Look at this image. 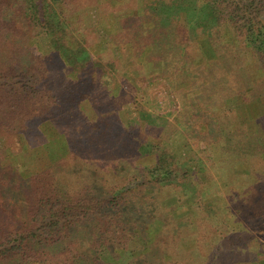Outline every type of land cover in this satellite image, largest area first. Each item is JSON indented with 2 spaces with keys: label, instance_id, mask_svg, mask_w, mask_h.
<instances>
[{
  "label": "trees",
  "instance_id": "1",
  "mask_svg": "<svg viewBox=\"0 0 264 264\" xmlns=\"http://www.w3.org/2000/svg\"><path fill=\"white\" fill-rule=\"evenodd\" d=\"M172 11L187 13L180 44L161 32ZM222 14L264 82V0H0V264H264V111L247 123L228 103L254 76L198 45ZM90 26L122 56L92 51ZM170 119L186 161L145 140ZM225 182L216 214L202 198ZM166 197L193 213L174 219Z\"/></svg>",
  "mask_w": 264,
  "mask_h": 264
},
{
  "label": "rangeland",
  "instance_id": "2",
  "mask_svg": "<svg viewBox=\"0 0 264 264\" xmlns=\"http://www.w3.org/2000/svg\"><path fill=\"white\" fill-rule=\"evenodd\" d=\"M144 1V0H139V2ZM199 2L196 1L194 2V5ZM199 4H201V2H199ZM189 6V5H188ZM178 12V11H177ZM131 14V13H130ZM138 13L135 14H131V16H135ZM130 16V15H129ZM166 17H169V23H167L165 29L163 28V31H161L162 33L165 32V34L168 36H170V32H173L175 30H178L179 32V44L180 42L183 41V39H187V33L189 34V32H191L186 26L187 23V13L184 11H181L179 15H177L176 11H172L169 14H165ZM225 15L222 14V26H218L217 31H215L214 33H212V35L208 38V36L203 35L201 36V38L198 39V45L202 51V56H206L212 64L214 63L213 60L215 61L216 59V54L220 53V56H235L238 58H241L240 62V67L243 69H246L247 71H249V73H251L254 76V82L256 83L253 87H251L248 90V95H249V100L248 101H244L242 99V97H234L232 98V100H229L228 103L231 107V109H236L239 116L241 115L242 117V121L247 123H254L256 120H258L260 118V114L263 113L264 108L262 107V105H260L261 103V98L258 96H260V94H262L264 92V82H262V72L260 70H257L254 63H255V54L252 51H248L246 49L243 48V46L241 45L240 42H235V44H233V42H230L231 40H234L232 37L236 36V33L234 31V29L231 27V25L228 23V21L225 19ZM130 24V23H129ZM90 28L95 29L99 38L102 40H100L99 45H95L91 47V50H97V51H105L108 50L109 48H111V50L113 52H115L116 56H122L121 54V50L119 47H112L113 44L111 42L110 39V35H108V33L105 31V29H102L100 27H95V26H90ZM189 31V32H188ZM200 33V30H194L193 34L197 35ZM173 40L175 42V45L178 46V44L176 43V36L174 35ZM227 40V41H225ZM211 41V42H210ZM229 42V43H225V42ZM48 42V39L45 37H40L38 43V46L40 48H42V52L48 54L51 52V48L48 47V49H46V43ZM90 43V42H89ZM213 44L214 47L216 48V51L214 49V47L211 45ZM227 44V45H226ZM179 47V46H178ZM104 49V50H103ZM219 51V52H217ZM51 56V54L49 55ZM242 56H252V59L250 62V67L249 69H247L248 66V61H247V57H242ZM246 59V61H245ZM201 62H199L200 64ZM238 63V62H237ZM147 69L153 73V74H158V70L154 69L151 65H149L147 67ZM220 74L224 75V71L223 69L220 70ZM194 90V89H193ZM195 94V92H194ZM191 94V95H194ZM197 94V93H196ZM190 96V95H189ZM258 98V99H257ZM260 99V100H259ZM122 105L123 108H126V106H132L130 104V99H126V98H122ZM154 105H147L148 110L156 113V114H160V115H165L166 114V108H167V104L166 102H164L162 97H158L157 99H154ZM137 109V108H136ZM135 109V107L131 110V112H135L137 111ZM126 112L121 111V118L122 120H126ZM252 128H255V126H250ZM206 128V126H205ZM204 133L206 131H203ZM253 132V131H251ZM146 137V142H155V143H162L168 146V148L170 149V151H172L179 160L181 161H186L189 159V157L192 154L191 151V147L188 144L186 138L184 137V135L182 134L181 131V126L179 125L178 122H176L173 119H170L168 121V123L166 124L163 132L161 133V135L158 137H151V136H144ZM160 138V139H157ZM162 138V140H161ZM205 182L208 184V179L207 177H205ZM220 184V183H219ZM229 183L225 182L223 184H221L223 190H224V194L222 193L221 189L218 187H212V190L210 192H206L204 194V199L202 198L204 204L207 203H211L212 205H209L210 209H214V213L216 214H220V212H218V208H220V203H219V197L222 196H227V192L226 190L227 185ZM151 191V190H150ZM218 198V201H216L215 203L209 202L208 200H212L214 201V199L216 200ZM162 203L168 207V210L170 211L171 215L173 216L174 219L176 220H181L184 219L185 217H188L189 215H191L193 213V209H192V205L187 203V200H181V201H175L174 199H172V197H166L163 198ZM212 206V208H211ZM225 207H227V203L225 205ZM227 210V209H226ZM166 215V214H165ZM229 218H231L229 216ZM234 223V222H233ZM155 226H159L160 222H156L154 224ZM262 238V237H261ZM139 245V244H138ZM139 248L141 249V247L139 246ZM135 252V251H134ZM123 257V256H122ZM125 260L127 258H129L127 255L124 256ZM105 260H109V257L105 256L104 257ZM260 264V263H258Z\"/></svg>",
  "mask_w": 264,
  "mask_h": 264
}]
</instances>
